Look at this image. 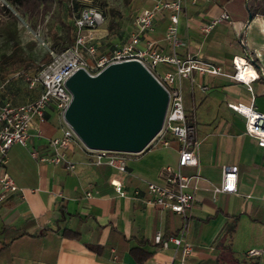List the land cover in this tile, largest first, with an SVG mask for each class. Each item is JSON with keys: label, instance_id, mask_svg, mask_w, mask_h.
<instances>
[{"label": "crops", "instance_id": "obj_1", "mask_svg": "<svg viewBox=\"0 0 264 264\" xmlns=\"http://www.w3.org/2000/svg\"><path fill=\"white\" fill-rule=\"evenodd\" d=\"M152 3L133 0L130 5L137 14ZM223 11L229 18L202 31L203 23ZM134 18L119 24L117 42L134 32ZM168 22L167 13H158L153 28L142 37L165 53L171 52L165 38ZM177 26L180 56L201 58L223 71L193 69L177 80L186 117L195 127L198 160L181 167L182 173L194 175V199L181 246L175 250L172 242L162 246L155 240L157 233L177 234L181 216L146 202L147 182L166 185L162 168L178 166L179 141L170 136L167 145L128 154L125 172L94 162L83 143L73 142L66 149L67 158L75 162L70 169L30 154L49 151V138L61 133L60 119L48 107L43 117L32 120L28 144L14 143L6 152L2 170L22 191L0 202V264H264V147L245 131L244 117L229 107L252 104L264 113V74L249 83L232 76V58L246 57V49L264 69V0H183ZM171 69L169 63L158 67L159 72ZM233 165L235 190L214 191L224 167ZM112 179L122 183L125 195L116 191ZM65 229L76 234L66 236ZM86 244L98 245L99 251ZM185 244L191 247L187 253L182 252ZM133 247L149 255L137 258Z\"/></svg>", "mask_w": 264, "mask_h": 264}, {"label": "built area", "instance_id": "obj_2", "mask_svg": "<svg viewBox=\"0 0 264 264\" xmlns=\"http://www.w3.org/2000/svg\"><path fill=\"white\" fill-rule=\"evenodd\" d=\"M0 5L10 11L31 38L38 45L43 46L50 55V59L42 63L29 77V87L36 84L41 86L35 98L25 102H13L6 96L3 98L0 96V202L10 194L22 191V187L18 186L12 176L2 170V166L6 162L8 148L14 143L23 146L28 144L32 120L35 117H43L48 107H52L59 117L61 133L49 138V151L38 153L36 150H31L30 154L40 161H49L55 164L64 163L68 168H74L75 162L67 158L66 149L73 142H83L64 117L65 109L72 98V94L65 84L66 79L78 68H83L90 74H94L109 63L135 59L145 66L168 93V104L162 127L147 146L167 145L170 136L180 143L178 166L165 165L162 168L166 185L147 182L150 196L146 199V202L150 204L170 209L181 216L182 225L177 234L170 235L165 239H161L159 233L155 235V240L162 246H167L172 242L177 250L181 246L188 212L194 199V193L190 189L191 179L194 175L182 173L181 167L196 165L198 162L193 150L195 127L186 117L183 96L177 80L188 77L193 69L201 72L209 71L214 74L223 72L221 67L214 63L195 56H180L177 53L176 48L181 44L177 24L183 0H153L151 6L142 7L134 18V32L126 40L114 43L111 48L105 51L99 49L97 40L96 26L103 21L104 17L96 5L86 4L72 16L73 41L71 45L60 50H57L52 44L43 23H32L9 0H0ZM158 13L168 14L169 22L165 38L171 46L170 53L162 52L151 41H144L142 38L153 28ZM223 18H229V14L225 11L221 13L220 17L203 23L202 31L209 32ZM161 63H169L173 69L159 72L158 67ZM232 63L234 66L232 76L239 81L249 83L264 74L263 68H255L246 57L234 56ZM1 87H3V83H0ZM229 107L244 117L245 131L255 137L257 143L264 147V113L254 108L252 104L229 103ZM85 148L94 162H106L116 171H127V155L130 152L94 149L86 146ZM236 172L237 166L235 165L224 167L222 182L220 185L214 186V191H234ZM111 183L120 195H125L120 181L112 179ZM86 194L89 195L90 192L87 191ZM190 250L191 247L188 244L182 246L183 253ZM257 251L256 249L249 250L251 253ZM154 264L176 263L170 260Z\"/></svg>", "mask_w": 264, "mask_h": 264}, {"label": "water", "instance_id": "obj_3", "mask_svg": "<svg viewBox=\"0 0 264 264\" xmlns=\"http://www.w3.org/2000/svg\"><path fill=\"white\" fill-rule=\"evenodd\" d=\"M65 84L72 98L64 117L86 147L137 153L162 127L168 93L138 60L94 74L78 68Z\"/></svg>", "mask_w": 264, "mask_h": 264}, {"label": "rangeland", "instance_id": "obj_4", "mask_svg": "<svg viewBox=\"0 0 264 264\" xmlns=\"http://www.w3.org/2000/svg\"><path fill=\"white\" fill-rule=\"evenodd\" d=\"M70 1L71 0H52V10L49 11L43 19L29 17L27 14L25 15L34 24L43 23L52 41L49 29L51 28L58 33L62 32L64 34L65 29L62 27L60 21L64 24H69L71 20L69 13ZM80 1L86 4L95 3L105 12L103 21L96 26L99 49L101 47L111 48L114 43L117 42V39L114 38L116 36V29L120 26L119 24L124 21L128 23L136 14V7H132L133 4L130 5L133 0H130L128 4H126L124 0H104V5L101 4L100 0ZM110 8L115 10L114 13L109 11ZM16 9L23 12L17 6ZM112 17L115 18L117 23L112 29H109L108 21ZM13 41H18L22 46L24 54L29 58L26 64L30 67L26 70L22 66H19L6 78H0V83H3V87L0 88V96L9 97L14 102H25L35 98L34 92L39 88L38 84L29 87L28 82L29 77L36 71V66L34 64H38L41 61V58L46 53V49L38 45L20 25L17 18L10 11L5 9V11L0 12V56L2 53H9L12 50ZM13 74L15 75L10 78Z\"/></svg>", "mask_w": 264, "mask_h": 264}, {"label": "trees", "instance_id": "obj_5", "mask_svg": "<svg viewBox=\"0 0 264 264\" xmlns=\"http://www.w3.org/2000/svg\"><path fill=\"white\" fill-rule=\"evenodd\" d=\"M11 3H13L15 6L19 7L24 14H27L29 17H34V18H44V16L52 10V0H9ZM101 4H105L104 0H100ZM126 4L130 2V0H124ZM93 4V3H89ZM86 5V3H82L80 0H71L70 1V6H69V13H70V22L69 24H64L62 21H60L62 27L65 29V33L63 34L62 32L58 33L56 30H52L51 28L49 29L50 35L52 37V44L55 46L57 50L63 49L71 45L73 41L72 33H73V25H72V16L77 12V10ZM93 5H96L95 3ZM99 8V5H96ZM102 11L103 17L105 15L104 10L99 8ZM5 11V9L0 6V12ZM112 13H114V9H109ZM115 18H110L108 21V28L112 29L113 26L116 24ZM48 31V30H47ZM246 58L250 60L251 62L254 63L260 68V66L257 63V59L253 57L252 53L249 52L246 49ZM28 56H26L23 52L22 46L19 44L18 41H13L12 44V50L9 53H2L0 56V78H6L11 72H14L16 68L19 66H22L24 69H29V65H27L28 61ZM50 59V55L46 52L43 57L41 58V61L38 64H34L36 66L37 70L42 63H45ZM36 72V71H35ZM11 76L10 78H12ZM40 85L37 90H35V95L37 96L39 91H40ZM37 91V92H36ZM37 93V94H36ZM35 96V97H36ZM1 97H5L1 95ZM9 98V97H8ZM11 99V98H10ZM12 100V99H11ZM14 102V101H13ZM63 234L66 236H73L76 234V232L65 229L63 231ZM167 236H161V239L167 238ZM88 248L99 251V246L94 245V244H86ZM132 253L137 257L140 258L141 255L148 256L149 253L145 251H142L141 249L137 247H133L131 249Z\"/></svg>", "mask_w": 264, "mask_h": 264}]
</instances>
